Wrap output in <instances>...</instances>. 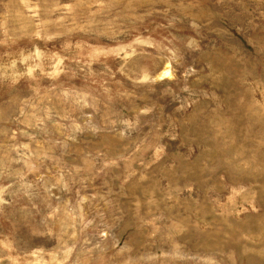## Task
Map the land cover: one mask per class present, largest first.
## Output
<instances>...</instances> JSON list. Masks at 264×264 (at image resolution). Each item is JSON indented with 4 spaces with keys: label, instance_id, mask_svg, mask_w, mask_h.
I'll return each mask as SVG.
<instances>
[{
    "label": "rangeland",
    "instance_id": "rangeland-1",
    "mask_svg": "<svg viewBox=\"0 0 264 264\" xmlns=\"http://www.w3.org/2000/svg\"><path fill=\"white\" fill-rule=\"evenodd\" d=\"M0 264H264V0H0Z\"/></svg>",
    "mask_w": 264,
    "mask_h": 264
}]
</instances>
